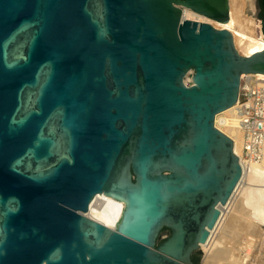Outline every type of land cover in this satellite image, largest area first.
Wrapping results in <instances>:
<instances>
[{
  "label": "water",
  "instance_id": "obj_1",
  "mask_svg": "<svg viewBox=\"0 0 264 264\" xmlns=\"http://www.w3.org/2000/svg\"><path fill=\"white\" fill-rule=\"evenodd\" d=\"M183 9L230 22L229 0H0V264H194L245 170L215 116L264 47Z\"/></svg>",
  "mask_w": 264,
  "mask_h": 264
},
{
  "label": "bare ground",
  "instance_id": "obj_2",
  "mask_svg": "<svg viewBox=\"0 0 264 264\" xmlns=\"http://www.w3.org/2000/svg\"><path fill=\"white\" fill-rule=\"evenodd\" d=\"M243 2H244L243 0H232L231 10H230V14H231L230 22L233 24L232 30L227 28L228 24L224 25L222 23L212 21L210 19H207L201 15L192 12L189 9L182 10L183 18L191 21H197L199 23H208L214 28L216 27V28L226 29L231 33L234 46L238 51V53L244 56H249L262 50L263 47L253 51L251 54H243L238 50L236 44V37L240 41V43L245 46H249V45L256 46L260 42L256 38L254 18L252 17L249 18L243 16L242 14ZM246 3L248 4L249 9L254 11V0H246ZM260 33H261V26H260ZM261 36L263 38V41L261 40V42L264 43V37L262 33ZM184 83L191 84V79L187 82L185 80ZM234 108L235 106H232L231 108L219 113L218 115L215 116V120H214L215 127L228 136H230L229 131L228 129L225 130L223 128L224 124L221 122L222 119H227V118L226 117L221 118V117L224 115H229L230 117L229 119L232 120ZM233 151L235 155L238 156L239 143L236 139L234 140ZM243 181L245 184L241 189V191L236 196H232L227 202V204L219 207L220 210L219 220L216 226L209 232V237L207 241L204 244H201L198 249L204 252L206 255L209 254L211 251H213L214 248H216L217 246L223 244L222 239L224 238L222 231L224 226L232 225V223H234V219L239 217L237 216L239 215V213L240 214L243 213V215L246 216L245 219L248 220L250 223H252V225L257 226L256 228H261L264 225V161L259 166L257 165L252 166L248 170V172L244 174ZM104 198L106 200L105 207L101 210H92L91 207L88 213L86 214V216L111 229H114V225L119 221L121 217V211L124 208V204L115 201L110 197L104 196ZM112 211L117 213H119L120 211L119 217L112 220L109 216V213ZM217 255L221 256L222 255L221 251H218Z\"/></svg>",
  "mask_w": 264,
  "mask_h": 264
},
{
  "label": "built area",
  "instance_id": "obj_3",
  "mask_svg": "<svg viewBox=\"0 0 264 264\" xmlns=\"http://www.w3.org/2000/svg\"><path fill=\"white\" fill-rule=\"evenodd\" d=\"M223 128L228 129V136L233 144L239 143L237 158L244 164V172L232 196H236L244 186L243 176L252 166H259L264 161V76L242 75L240 78L239 96L231 119H222ZM231 196V197H232ZM106 200L103 195H97L89 209L101 210ZM120 213V211H119ZM119 213L110 212L112 220Z\"/></svg>",
  "mask_w": 264,
  "mask_h": 264
},
{
  "label": "rangeland",
  "instance_id": "obj_4",
  "mask_svg": "<svg viewBox=\"0 0 264 264\" xmlns=\"http://www.w3.org/2000/svg\"><path fill=\"white\" fill-rule=\"evenodd\" d=\"M243 1L242 14L243 16L254 18L256 38L260 42L256 46H245L240 43L235 35L236 44L240 52L244 54H251L253 51L264 47V43L258 39L256 27L257 20L260 21L261 12L259 8V0H254V11L249 9L246 0ZM231 5L232 0H229L230 21ZM227 28L232 30L233 24L229 22ZM190 75H192V72L185 77L184 81H189L191 79ZM224 117L227 119L230 118L229 115H224L221 118ZM237 216L239 217L234 219V223H232V225L224 226L222 231L224 238L222 239V245L217 246L207 255L200 250L193 255V258L196 260V264H264V225L261 228H256L257 226L252 225V223L245 219L246 216H244L243 213H239ZM167 236L168 232L163 230L160 233L159 238L165 239ZM218 251H221V256L217 255Z\"/></svg>",
  "mask_w": 264,
  "mask_h": 264
},
{
  "label": "trees",
  "instance_id": "obj_5",
  "mask_svg": "<svg viewBox=\"0 0 264 264\" xmlns=\"http://www.w3.org/2000/svg\"><path fill=\"white\" fill-rule=\"evenodd\" d=\"M256 27H257V36H258V39H260V40L263 41V38H262L261 33H260V21L259 20H257ZM192 261H193L194 264H196V260L194 258H192Z\"/></svg>",
  "mask_w": 264,
  "mask_h": 264
},
{
  "label": "flooded vegetation",
  "instance_id": "obj_6",
  "mask_svg": "<svg viewBox=\"0 0 264 264\" xmlns=\"http://www.w3.org/2000/svg\"><path fill=\"white\" fill-rule=\"evenodd\" d=\"M242 53V52H241ZM244 54V53H243Z\"/></svg>",
  "mask_w": 264,
  "mask_h": 264
}]
</instances>
